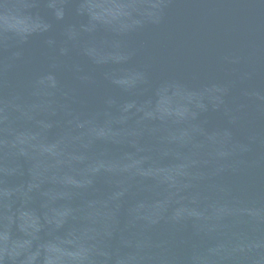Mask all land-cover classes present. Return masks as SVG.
<instances>
[{"label":"water","instance_id":"95a60500","mask_svg":"<svg viewBox=\"0 0 264 264\" xmlns=\"http://www.w3.org/2000/svg\"><path fill=\"white\" fill-rule=\"evenodd\" d=\"M0 264H264V0H0Z\"/></svg>","mask_w":264,"mask_h":264}]
</instances>
